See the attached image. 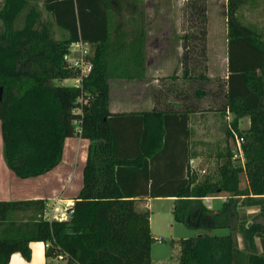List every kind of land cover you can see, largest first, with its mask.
<instances>
[{
	"label": "trees",
	"instance_id": "trees-1",
	"mask_svg": "<svg viewBox=\"0 0 264 264\" xmlns=\"http://www.w3.org/2000/svg\"><path fill=\"white\" fill-rule=\"evenodd\" d=\"M110 1L0 0V123L9 169L21 178L44 174L61 162L67 137L90 140L67 218L47 217L44 198L0 200V264L17 251L30 260L33 241L47 244V257L66 254V264H154L151 210L138 201L169 196L176 221L229 229L172 240L179 264H264V36L238 20L237 0H229V75L211 77L207 0H185L181 75L164 79L151 109L114 112L110 81L144 75L148 41L108 38ZM79 39L91 44L94 63L83 88L62 84L77 75L64 55ZM199 111L233 113L244 163L227 144L216 151L217 175L192 169L190 159L200 155L189 147L190 122ZM245 116L250 125L241 129ZM223 192L220 208L204 203ZM248 206L259 211L247 213Z\"/></svg>",
	"mask_w": 264,
	"mask_h": 264
},
{
	"label": "crops",
	"instance_id": "crops-1",
	"mask_svg": "<svg viewBox=\"0 0 264 264\" xmlns=\"http://www.w3.org/2000/svg\"><path fill=\"white\" fill-rule=\"evenodd\" d=\"M184 1L185 0H121L120 3L116 0L110 1L108 7L110 25L109 39H121L124 41L140 39H145L146 41H161L165 39L180 40V45L176 48V53L178 55L176 56L177 59L173 56L174 54H168V56H170L169 58L164 57L167 53H162L163 48L158 49V46H155L156 50L149 56L146 47L147 61L144 75L142 77L116 78V80L125 82L127 88H125V96L123 95L125 99L121 103L123 107L119 108L116 105L114 106L111 100L110 109L112 111L129 112L151 109L155 105L153 92L165 82L164 79L174 72L181 75V6ZM234 4L237 5L235 15L238 20L252 26L264 36V0H237ZM207 12L209 17L208 40L212 34V29H216L219 25H222L223 36L226 39L224 40V52L221 59L211 55L208 48V74L211 77H228L229 0H207ZM94 23L98 22L94 20ZM177 63H179V66H175ZM150 70H153L152 77L147 76ZM144 80H147L148 83H152V87L154 88L152 95L149 94L144 96L142 95V90L132 89L135 86L139 88ZM179 80L181 81L182 79ZM233 117L234 115L230 111H199L193 113L190 122V150H196L201 156L203 152L202 147L204 145L215 146L217 151L222 150L227 144L234 147L232 137L230 140H227L226 137L229 121L232 120L231 118ZM245 117H247L250 122L249 116ZM222 119L224 124L221 123ZM89 144L90 140L82 136L75 135L67 137L64 145L63 158L57 166L44 174L21 178L16 176L9 169L4 159L0 123V200L44 198L48 201V209L46 211L47 217L53 219L60 218L58 215H61V218H67L70 212L67 214L61 211L60 214L58 211H60V207H71L74 203V199L83 186V170L88 156ZM200 156L190 159L192 169L198 168L195 162L199 160ZM224 196L226 199L227 193ZM154 198H168L174 201L176 199V197L173 196L149 197L138 201L139 207L149 208ZM215 198H217V196H209V198H204L203 201L207 205L206 200ZM50 205H56V207L51 209L49 207ZM221 205L215 209L220 208ZM207 206L209 207V205ZM246 209L247 213H257L259 211L258 206H248ZM150 224L152 231V216L150 217ZM171 225H173V223H171ZM172 240H174V238H172ZM30 246L32 250V257L30 260H27L21 252L17 251L12 254L9 264H52V258L46 256V243L42 241H33L30 243ZM258 246L261 247L260 240Z\"/></svg>",
	"mask_w": 264,
	"mask_h": 264
},
{
	"label": "rangeland",
	"instance_id": "rangeland-1",
	"mask_svg": "<svg viewBox=\"0 0 264 264\" xmlns=\"http://www.w3.org/2000/svg\"><path fill=\"white\" fill-rule=\"evenodd\" d=\"M60 37V35H59ZM224 40L225 37L223 36L222 25L216 27V29H212V34L210 35V39L208 40V48L209 52L213 56H217L221 59L222 54L224 52ZM226 43V42H225ZM180 45V40L178 39H165L161 41H148L147 42V52H149V56L154 53L155 46H158V49H162V53H167L166 56L169 58L168 54H174L173 56H178L176 53L177 46ZM161 51V50H160ZM163 57V58H164ZM177 59V57H176ZM175 59V60H176ZM181 61V58H180ZM166 62V61H165ZM175 66H179L177 63ZM149 72V71H148ZM153 70H150L148 77H152ZM111 100L117 107L121 108L123 105L121 104L122 101L125 99V88H127V84L122 82V80H116V78L111 79ZM72 83L71 79H65L62 84L70 85ZM132 89H140L142 90V95H152L154 88L152 87V83H148L147 80H144L143 84L139 88L136 86ZM124 91V92H123ZM124 95V96H123ZM233 119V118H231ZM221 123L224 124L223 119ZM249 119L244 117L239 124L241 129H247L249 127ZM216 139V138H215ZM213 139V140H215ZM214 145V144H212ZM211 145H204L203 152L199 158L195 162L198 165V173L201 177H204L208 174L217 175L218 174V166L220 164V160L216 155V148ZM233 147V146H232ZM245 174L241 175V185L245 187L246 178ZM226 193H219L217 198L206 200L207 205L212 209L220 206L222 201L225 199ZM175 201L168 198H154L150 203V210L152 216V234L155 237V242L153 243V263L154 264H179V251L177 250L176 246L172 245V238L175 240L180 238H188L194 237L202 233H210V234H227L229 232L228 228H205L199 227L195 225H190V223L186 222H176L174 218V209H175ZM51 209L55 208L56 205H50ZM60 207L61 211L67 213V207L62 208ZM61 214V213H60ZM68 214V213H67ZM69 215V214H68ZM67 215V217H68ZM60 218L61 215H58ZM173 223V225H171ZM164 238V240H163ZM259 243V239H257ZM239 244L243 247V238L242 235H239ZM52 264H59V261L56 258H52Z\"/></svg>",
	"mask_w": 264,
	"mask_h": 264
},
{
	"label": "built area",
	"instance_id": "built-area-1",
	"mask_svg": "<svg viewBox=\"0 0 264 264\" xmlns=\"http://www.w3.org/2000/svg\"><path fill=\"white\" fill-rule=\"evenodd\" d=\"M91 44L88 41L83 39H79L73 41L69 47L67 52L64 55V59L66 63L72 66L76 71L77 75L71 79L73 85L75 87L83 88V79L90 74L93 69V60L91 59ZM80 101H83V97L80 98ZM73 112L77 115L73 120V123L80 129V125L83 119V111L80 106L73 109ZM231 121H229L228 127L232 132V139L234 142L233 151V159L241 161V163L245 162V153H244V142L245 138L241 135L235 128L232 127ZM215 197V196H211ZM205 198H209L205 197ZM67 213L70 212V207L66 209ZM56 259L59 261V264H66V254L60 253Z\"/></svg>",
	"mask_w": 264,
	"mask_h": 264
}]
</instances>
